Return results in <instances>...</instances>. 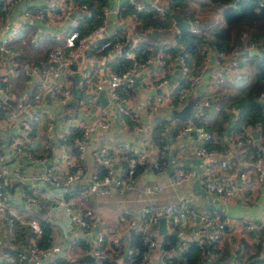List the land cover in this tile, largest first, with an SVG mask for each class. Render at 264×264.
I'll use <instances>...</instances> for the list:
<instances>
[{
  "label": "crops",
  "instance_id": "1",
  "mask_svg": "<svg viewBox=\"0 0 264 264\" xmlns=\"http://www.w3.org/2000/svg\"><path fill=\"white\" fill-rule=\"evenodd\" d=\"M125 1L109 0V13L104 19L105 35L109 38H122L124 45L129 44V47H136L139 43L143 44L142 54L145 55L144 60L148 59V61L133 71L129 80L118 88L123 98L121 105L127 111L121 113L117 105L106 107L110 125L106 129H97L90 133L82 162L86 173L89 174L98 166L96 153L108 150L114 154L111 166L115 174L121 175L127 165L123 146L128 144L145 151L150 161H160V167L154 169L146 165L139 168L134 185L128 190L108 194L91 193L85 205L86 210L105 224L113 225L124 209H138L147 203L148 198L142 193V189L148 184L156 183L163 186V190L150 198L154 203H174L181 198H186L189 205L194 207L198 213L211 211L231 218L227 233L221 242L227 254L226 262L229 263L233 255H238L249 261L264 264L263 233L253 231L246 234L239 228L238 221L241 217H250L257 224H263L264 186L257 182L256 173L252 167L253 151L250 152V149L244 146L248 141L245 139L243 145L236 144V140L246 136L245 133L249 129L235 125L236 113L228 105V100L245 89L252 81L255 74V63H251V60L258 53L257 49L251 48L247 53H241L240 78H229L222 84L216 83L212 78V61L203 59L201 61L205 66L203 80L194 93H191L183 104H178L175 100L147 115L145 106L149 99L157 94L173 93L181 84L182 78L175 53L167 52L166 70L160 67L157 58L159 48L164 45L169 47L177 44L178 29L174 19L164 26L141 27L135 15L120 12L119 8ZM46 4L47 0H22L6 7L1 15L0 45L6 46L10 52V56L7 57L4 52L0 51V79L6 83L10 91V98L6 105L7 112L14 111L21 97L35 90L36 81L41 74H31L29 80L25 82L23 74L18 76L13 74V67L8 59L21 65L42 62L50 49L61 46L65 40L70 16L59 18L58 15L51 14L55 17L54 20L52 18L45 20L34 17L22 18L24 10L37 12ZM213 7L217 9V12L210 11ZM187 10L189 16L183 18L197 30L208 33L214 27L223 24L220 7L209 3L208 0H188ZM19 27H22L21 35L15 34V30ZM31 37L36 38L35 44L29 42ZM23 39L25 42L22 41ZM246 41H249L248 35L246 32H241L238 47ZM118 56H120V51L114 48L98 52L86 47L76 63L61 71L62 82L72 91L71 100L66 104L53 101L49 96L46 98L48 92L44 91V102L39 105L41 109L39 119L30 131V143L26 147L28 154L10 155L12 150L10 142L12 139L21 142L25 136L24 130L18 127L16 136L13 135L14 131L7 130L1 124L0 152L7 155L11 163L19 165L24 173L40 168L41 165L33 160V156L42 155H47L48 163L54 166L55 173L64 174L69 171L72 161H65L62 157L60 135L68 126L75 128V124L80 120L93 119L99 110L107 105L106 98L110 85L109 71L115 69L112 65ZM243 58L247 59L245 63L248 64V66L245 64L244 68H242ZM190 60L196 63L192 56ZM163 78L167 79V83H160ZM189 99H193V102L197 99L208 100V104L204 106L201 121L213 134L209 145L216 148L222 157H228L233 161L235 173L231 180L237 188L230 202L224 201L205 187L202 166L208 159L194 154L195 147L199 143L195 134H185L179 139L173 136L174 126L182 123L184 119L175 118L172 110L182 108ZM44 110H47L55 121L54 135L50 139L45 138L44 130L47 126V119ZM134 124L140 128H132ZM258 131H256L257 137L253 134L252 140L255 144H260V142L264 144V135ZM177 167L190 171V177L180 183L173 182L172 176ZM228 172L229 170H226L221 173L227 185L230 184V181L227 182ZM86 183L87 180L84 179L73 187L65 188L56 186L50 181L40 180L38 182L40 205L34 208L27 207L21 201L14 185L7 189V204L11 209L26 219H36L42 228L49 230L48 234L51 238L48 243H52L54 248L53 261L52 263L49 261L51 264H98L101 259L106 262L112 261V258L107 257L108 253L100 258L85 257L89 256L91 243L82 232L72 228L70 216L57 202L60 198L69 199V196L76 194L80 186ZM243 185L244 189H239ZM55 207H60L63 213L58 218H51ZM197 216L199 215L194 217L183 215L177 219V222L166 218L168 232H176L184 242L190 240L193 236L192 230L199 222V219H196ZM74 232L78 236L77 242L68 244ZM1 234L3 239L0 243V260L9 258L15 248L24 246L32 236L30 228L20 223L15 226L11 234L4 230ZM154 235L159 237L157 230ZM66 245L69 251L65 254L67 256H64L63 251ZM162 254L165 255L160 249H154L150 264L159 260Z\"/></svg>",
  "mask_w": 264,
  "mask_h": 264
},
{
  "label": "built area",
  "instance_id": "2",
  "mask_svg": "<svg viewBox=\"0 0 264 264\" xmlns=\"http://www.w3.org/2000/svg\"><path fill=\"white\" fill-rule=\"evenodd\" d=\"M20 1L22 0H2L0 3V19L6 7ZM256 1L258 7H264V0ZM126 2L131 4L135 10L140 11L150 7L160 17H165L167 14L168 0H126L124 3ZM86 12V5H77L71 0H47V4L40 7L37 12H32L28 9L22 12L23 19L31 17L42 20L55 19L51 14L58 15L59 18L70 16L71 19L63 44L50 49L44 61L21 65L12 59H8V62L13 67V74L16 76L23 74L25 82L29 80L31 74L41 73L36 81L35 90L30 94L22 96L18 107L12 112H7L6 110V105L10 98L9 88L0 79V124L7 130L14 131L13 135L17 136L18 127H21L25 134L21 142L17 141V139H12L10 142L12 149L11 156L28 154L26 147L30 143V131L39 119L41 110L39 105L44 102V91L48 92V96L53 101L66 104L71 100L72 91L61 80V71L65 67L76 63L86 47L98 52H105L110 48L120 51L123 48L124 41L122 38H109L105 35L104 19L109 13L108 5L104 6L101 10L102 22L92 25L90 28H86L87 22L80 18ZM188 30L198 31L193 26ZM21 31L22 27H19L15 30V34L21 35ZM22 41L25 42V39ZM29 42L35 44L36 38L31 37ZM177 45L181 52L177 58L182 78L181 84L173 93L157 94L149 99L145 106L147 115L175 100L176 103L183 104L203 80L205 66L201 64L197 68L192 67L188 62L187 56L182 53L184 45L181 43ZM251 48L257 49L256 45L250 41H246L241 47L228 52L216 50L206 44H203L201 47L204 54L203 59L212 61V78L218 84L226 82L229 78H240L241 53H247ZM0 51L4 52L7 57L10 56L8 48L4 45H0ZM166 54L167 52L164 47L158 49V63L163 70H166L168 65ZM120 56L129 60L132 59V64L121 71L112 69L109 71L110 85L108 97L106 98L107 105L102 107L93 119L80 120L75 124V128L68 126L60 135L62 157L65 161H72L69 171L64 174L55 173L54 166L48 163L47 155H42L33 156V160L37 164H40L41 167L32 172L24 173L19 165L11 163L7 155L0 152V243H2L3 239L1 231L4 230L11 234L18 223L28 226L32 232V236L28 242L22 247L18 246L15 248L12 255L6 259L11 264H48L49 261L51 263L53 261V244L50 242L45 245L39 243L43 235V228L39 222L34 218L26 219L22 217L7 204V189L14 185L17 188L19 198L27 207L34 208L39 206L40 189L38 182L40 180L50 181L56 186L65 188L73 187L77 182L84 179L87 180V183L80 186L76 194L69 196V199L60 198L57 202L64 212L70 216L72 228L82 232L83 236L91 243L88 255L100 258L108 253V257L112 258V261L108 264H150L151 254L156 248L160 249L165 255L162 254L159 260L154 261L153 264H167L164 260L165 256L180 254L187 247V243L183 241L182 237H180L179 242L167 249L163 248L161 239L154 235L158 228L159 219L162 216L177 222V219L183 217V215L190 217L199 215V222L192 230L193 236L190 240H187H198L200 247L198 263L210 262L223 257L224 252L221 242L225 233H227V227L231 218L227 215H219L211 211L198 213L194 207L189 205L186 198H181L174 203H154L150 198L158 195L163 190V186L159 184L151 183L146 185L142 189V193L147 196L148 202L138 209H124L113 225L105 224L98 217L86 210L85 205L91 193L108 194L132 188L135 181V168L137 164L149 165L155 169L160 167V161H150L145 151H141L137 147L128 144L123 146L127 166L121 175L115 174L111 166L114 160V154L111 151L102 150L96 153L98 166L89 174L86 173L85 165L82 162L90 133L97 129H106L110 125L106 107L108 105H117L121 113L127 111L121 105L123 98L119 94L118 88L122 87L129 80L133 71L142 67L148 61V59L136 61L134 59L135 52L133 47H129L123 54L120 53ZM52 61H55L56 65H51ZM160 83H167V79L163 78ZM259 100L264 106V91L259 94ZM207 104L208 100L206 99L195 100L191 115L184 119L183 123L174 126L173 136L179 139L185 134H195L199 143L195 147L194 154L198 157H207L208 159L202 166L205 187L224 201L230 202L235 196L237 188L231 180L235 173L233 171V161L228 157H222L216 148L207 146V143L213 139L212 132L201 123L203 109ZM231 108L235 113L237 112L235 108ZM44 113L47 119V126L44 130L45 138L50 139L54 135L55 121L47 110H44ZM132 115L134 114L132 113ZM122 122L125 124L123 120ZM132 128L140 127L134 124ZM248 129L249 131L245 133L247 136L246 141L253 142L254 132H251L253 129ZM261 135H264V131ZM16 136L14 137L16 138ZM243 143V140L240 138L236 140L237 145H243ZM253 146L255 147V151L252 156V167L256 173L257 182L264 186V144L263 142H260V144L253 142ZM102 166L105 168L104 172ZM226 170H229L227 175V179H229L227 182L230 181L229 185L221 177V173ZM190 175V171L177 167L175 168L172 180L175 183H180L190 177ZM239 189L243 190L244 185ZM238 221L239 228L244 233L250 234L254 231L263 233L264 235V222L263 224H257L250 217H241ZM133 232L142 234L141 249L131 246L129 243L130 235ZM77 237V233L74 232L68 244H75ZM205 243L211 244L212 248H206ZM68 251L69 247L67 246L63 251L64 256H67L65 254ZM136 256H140L139 259H136ZM230 264L258 263L249 262L241 256L233 255L230 259Z\"/></svg>",
  "mask_w": 264,
  "mask_h": 264
},
{
  "label": "trees",
  "instance_id": "3",
  "mask_svg": "<svg viewBox=\"0 0 264 264\" xmlns=\"http://www.w3.org/2000/svg\"><path fill=\"white\" fill-rule=\"evenodd\" d=\"M71 1L77 5H86L87 12L80 16L81 20L87 22L86 28H90V26L102 22L101 10L109 3V0ZM187 2L188 0H168L167 14L165 17L158 16L156 11L150 7L144 8L140 11L135 10L128 2L121 5L120 12L122 14L132 13L135 15L136 19L140 22L139 25L141 27L149 25L164 26L167 22L173 21V18L170 15L171 12L179 13L183 15V17L189 16ZM208 2L220 7L223 24L214 27L211 31H208V33L203 30H198L196 32L190 30L180 31L177 34V44L181 43L184 45L182 53L187 56L189 64L192 67L197 68L202 64L201 61L204 58V54L201 49L203 44H206L216 50L228 52L232 49L238 48L239 35L241 32H246L249 41L255 44L258 50V53L254 55V57L258 58L255 64V74L252 81L245 89L228 100V105L237 110L235 116L236 126L251 128L256 131L259 130L262 133L264 131V106L259 100V94L264 91V7H258L256 0H208ZM177 44L169 47L164 45L163 47L166 52H174L176 58H178L181 52L179 51ZM143 47V44L140 43L136 47H133L135 52L134 59L136 61H143L145 59V55L142 54ZM190 56H192L196 63L191 62ZM115 61L116 62L111 65L115 66V69L113 70L117 71H121L132 64V59L129 60L121 56H118ZM201 123L205 126L202 121ZM205 128L207 127L205 126ZM246 137L247 136H242L240 139L245 140ZM207 146H210L209 142L207 143ZM244 146L250 149V152L255 151V147L251 141L245 143ZM142 167H144V165H136L135 176L137 170ZM102 168L104 172L105 168L103 166ZM48 232L49 230L47 228H43V235L39 241L40 244H48V240L50 239V234H48ZM160 239L162 241L163 248L167 249L180 241L179 235L174 231H169L168 234L161 236ZM129 243L131 246L141 249L142 234L133 232L130 235ZM186 243L187 247L180 254H173L164 257L167 264H230V262L228 263L225 261L227 259V254L224 250L223 257L218 260L198 263L200 249L198 240L186 241ZM205 246L206 248H212L211 244L208 243H205ZM139 257L140 256H136V259H139ZM108 263V261L106 262L102 259L98 261V264ZM0 264L11 263L5 259L1 260Z\"/></svg>",
  "mask_w": 264,
  "mask_h": 264
},
{
  "label": "water",
  "instance_id": "4",
  "mask_svg": "<svg viewBox=\"0 0 264 264\" xmlns=\"http://www.w3.org/2000/svg\"><path fill=\"white\" fill-rule=\"evenodd\" d=\"M170 15L174 19L175 26L177 27L179 31H185L191 27V24L185 18H183L181 14L176 13V12H171ZM128 47H129V44L124 45L123 48L120 50V53L121 54L125 53ZM254 49L256 50V48ZM51 64L56 65V62L52 61ZM47 97H48V93L46 95V98ZM192 108H193V99H189L187 103L184 106H182V108L173 109L172 113L175 118L183 120V119L188 118L191 115ZM254 136L257 137V132H254ZM196 219H199V216H197ZM157 234L159 237L168 234L167 219L165 216H162L159 219ZM85 257L90 258V256H85Z\"/></svg>",
  "mask_w": 264,
  "mask_h": 264
},
{
  "label": "rangeland",
  "instance_id": "5",
  "mask_svg": "<svg viewBox=\"0 0 264 264\" xmlns=\"http://www.w3.org/2000/svg\"><path fill=\"white\" fill-rule=\"evenodd\" d=\"M204 10H206V9L204 8ZM206 11H209V10H206ZM210 11H213L215 13V12H217V9L213 7L210 9ZM201 16H203V15H201ZM243 59L244 60H242V68H244V66L246 64L245 62H247L246 58H243ZM257 60H258V58L253 56L251 63L256 64ZM246 66H248V64H246ZM62 213H63V210L60 207H55V209L53 210V214H52L51 218H54V217L58 218L60 215H62Z\"/></svg>",
  "mask_w": 264,
  "mask_h": 264
}]
</instances>
